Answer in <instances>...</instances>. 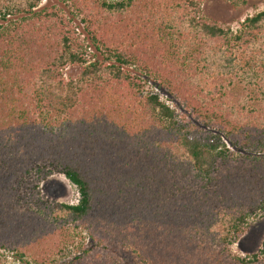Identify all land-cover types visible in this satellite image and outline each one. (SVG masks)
<instances>
[{"label": "trees", "instance_id": "obj_1", "mask_svg": "<svg viewBox=\"0 0 264 264\" xmlns=\"http://www.w3.org/2000/svg\"><path fill=\"white\" fill-rule=\"evenodd\" d=\"M202 1L0 0V264H264L231 251L264 218V9Z\"/></svg>", "mask_w": 264, "mask_h": 264}, {"label": "rangeland", "instance_id": "obj_2", "mask_svg": "<svg viewBox=\"0 0 264 264\" xmlns=\"http://www.w3.org/2000/svg\"><path fill=\"white\" fill-rule=\"evenodd\" d=\"M107 2H115L119 0H104ZM47 0H41L39 6H43ZM48 4H56L58 8H62L66 12V8L59 5L55 0H48ZM264 9V0H203L200 4V15L215 21L223 28H230L232 32L238 30L240 23L247 17L252 16ZM67 16L69 14L67 13ZM77 22V21H75ZM81 31V28H79ZM77 30L79 39L86 45L87 39L84 34ZM88 52H90L87 49ZM80 67L68 66L65 69L66 79L75 78ZM239 85L234 83L231 88L236 92H241ZM147 91L158 93L162 100H166L165 95L159 90L153 88L150 82L145 84ZM169 105L172 106L170 102ZM39 194L43 199H49L59 203L76 204L79 196L75 186H73L63 175L53 174L47 180L39 184ZM264 236V218L260 213L252 216L248 221V226L243 237L238 244H233L231 251L239 256H245L256 251L261 244ZM82 242V239L75 238L72 246L64 251L66 257L75 252V244ZM57 257L58 254H56ZM6 264H11V258L5 255ZM132 264H141L137 259L132 261Z\"/></svg>", "mask_w": 264, "mask_h": 264}]
</instances>
